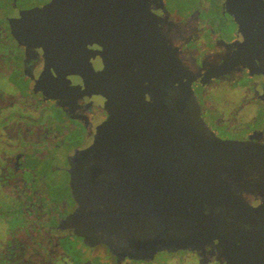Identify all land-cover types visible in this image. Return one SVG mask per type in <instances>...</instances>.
Returning a JSON list of instances; mask_svg holds the SVG:
<instances>
[{
    "label": "water",
    "instance_id": "95a60500",
    "mask_svg": "<svg viewBox=\"0 0 264 264\" xmlns=\"http://www.w3.org/2000/svg\"><path fill=\"white\" fill-rule=\"evenodd\" d=\"M142 2L52 0L15 19L39 87L108 117L74 164L72 224L122 254L211 248L228 264H264V143L209 130L179 50L126 15ZM226 7L239 25L231 60L264 77V0Z\"/></svg>",
    "mask_w": 264,
    "mask_h": 264
},
{
    "label": "flooded vegetation",
    "instance_id": "af4514ba",
    "mask_svg": "<svg viewBox=\"0 0 264 264\" xmlns=\"http://www.w3.org/2000/svg\"><path fill=\"white\" fill-rule=\"evenodd\" d=\"M51 1L0 0V264H228L211 248L122 254L77 232L72 170L108 117L81 102L71 111L39 87V73L30 74L15 19ZM226 2L146 0L125 13L179 50L196 76L201 118L217 138L263 144L264 77L231 60L239 25Z\"/></svg>",
    "mask_w": 264,
    "mask_h": 264
}]
</instances>
